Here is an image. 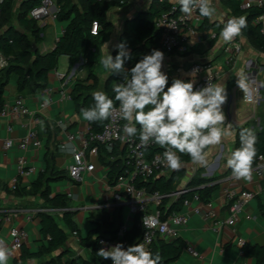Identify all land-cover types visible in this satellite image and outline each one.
I'll return each instance as SVG.
<instances>
[{
  "label": "crops",
  "instance_id": "1",
  "mask_svg": "<svg viewBox=\"0 0 264 264\" xmlns=\"http://www.w3.org/2000/svg\"><path fill=\"white\" fill-rule=\"evenodd\" d=\"M23 1L14 0L13 11H18ZM53 1L55 6L52 11H55L57 3ZM153 1L127 0L124 6H111L107 10V18L114 25V30L104 34L100 44L93 49V71L98 78L99 90L103 91L104 82L109 75L108 70L100 66L105 45L107 44L110 54L114 57L117 51L115 45L120 42L119 37L125 21L140 12L147 11ZM71 2L77 4L78 0H71ZM213 3L217 13L208 18V22L219 23L220 28L217 34L212 28L199 29L203 21L201 17L195 24V35L190 37L184 49L164 53L162 71L167 74L170 85L173 78L185 81L192 79V76L185 74L183 70L193 63L212 62L220 68V74L215 83L223 82L226 85L227 102L223 105V112L226 117L225 127L230 123L232 134L224 136L219 145L209 146L205 150L207 156L205 166L193 162L183 163L182 168L185 174L180 181H177L179 186H176V189L188 185L194 175L206 180L221 177L214 182L190 186L194 190L204 184L218 183V187L207 203L192 201L189 207L181 206L179 209L188 217L186 225L180 231L183 247L180 256L168 264H256L254 257L244 255L242 246L238 245L237 241L241 238L244 243L264 246V167L261 169V175L252 168L250 180H238L233 176L232 171L224 175L230 169L226 165V160L234 150L235 128L247 125L254 130H259L264 124V53L254 47L242 33L232 42L225 43L220 33L226 20L234 15L224 4V0H213ZM257 22H260L258 18L253 21V23ZM38 25L44 26L40 33L43 39L37 45L39 52L44 53L53 49L67 22L47 17L38 20ZM262 30L264 32V24H262ZM214 36L215 39L212 41ZM230 44H238L240 51L233 62L226 63L224 49ZM84 63V57L81 55L76 59L61 55L57 68L48 74L45 89L18 93L15 76L10 77L5 87L4 103L12 104L16 97L21 96L24 105L31 112V115L22 117H14L12 114L0 116V239L5 240L11 248L9 230L12 227L23 228L27 233L20 249L11 248L13 255L9 258L8 264H40L47 260L51 262L52 258L55 260L50 264H83L84 262L103 264V259L96 253L97 250L92 248L96 236H92L90 244L87 242V235L101 224V212L105 211L110 219L120 214L121 222L127 223L129 227L132 226L134 216L129 208L118 206L111 200L106 202V194L111 186L107 181L108 167L99 160V157H96L93 159L94 170L86 173L82 182H73L69 177L53 179L49 182L51 194L61 192L69 197L68 208L74 212L73 221L77 232L69 231L61 221V212L56 211L59 215V219L56 218V220L67 233L66 244L61 249L42 257L30 258L24 255V252L37 253L43 244L39 217L36 213L31 214L34 210L46 209L41 208L42 200L39 196L29 192L32 182L40 173H45L46 177L52 172L64 171L67 174L72 147L79 142L88 128V122L83 119L82 113L76 111L70 98L74 84L78 80L85 79L87 75ZM241 70L248 77L255 71V77L261 84V100L257 105L247 104L236 83H231L236 80V74ZM31 127L36 129L41 140L39 147L28 146L25 150H21L14 145L6 150L3 149L5 140L21 139ZM68 133L75 134L74 141L69 142L66 139ZM61 144H64L66 148H60ZM19 156H23L28 165L34 166V173L28 176L17 175L16 165ZM114 158L115 156H112L110 160ZM171 170L163 174L167 176ZM13 178H17L18 187L26 190L21 196H15L5 189ZM224 187L236 192L252 191L254 197L244 204L234 225H226L219 231H214V223L226 219L230 214L228 201L225 200L222 192ZM196 206H200V213L193 211ZM28 215H31V218H28ZM6 216L9 217L8 220L5 219ZM158 239L164 240L163 238L156 240ZM187 247H191L196 255L189 253Z\"/></svg>",
  "mask_w": 264,
  "mask_h": 264
},
{
  "label": "trees",
  "instance_id": "2",
  "mask_svg": "<svg viewBox=\"0 0 264 264\" xmlns=\"http://www.w3.org/2000/svg\"><path fill=\"white\" fill-rule=\"evenodd\" d=\"M14 0H2L0 3V53L7 59V66L0 70V107L4 104L5 87L8 85L11 76L16 78V90L18 93L35 92L45 89L48 83V74L57 68L58 60L61 55H67L71 59L83 56L87 68L85 79L78 80L70 93V98L74 103V107L78 113L82 108L93 105V93L99 90L98 78L93 71L94 52L100 42L101 37L114 30V25L107 18L106 12L111 6H117L118 2H104L97 0H78V3H72L71 0H55L56 19L61 22H67L62 35L55 42L53 49L41 53L38 44L42 41L41 31L44 26L38 25V20L28 17L30 9L37 5L40 0H24L20 8L16 11L15 18L17 24L11 23L14 11ZM224 4L228 7L234 16L246 17L247 26L242 30L250 43L264 53V32L260 22L253 23L263 12V8L251 6L243 9L239 0H224ZM118 6H124L119 5ZM170 3L166 0L159 2L154 0L149 9L140 12L137 15L127 19L124 23L122 32L120 33V42L125 41L130 53V58L125 61V69L133 67L144 54H150L152 49L160 48L161 31L154 24V19L160 13L168 11ZM180 10V7L178 8ZM203 21L199 29H214L219 31L218 22H208V18L202 17ZM98 24L97 32L91 33L92 22ZM216 36V35H215ZM213 37L212 41L215 39ZM36 49H33V46ZM117 51L114 53V57ZM124 83V74L111 73L107 76L103 91L114 99L115 93L113 88L115 85ZM236 83V80L231 82ZM115 102V101H114ZM119 103L115 102V106ZM107 120L88 122L90 132H99ZM139 130V125H137ZM241 128H250L247 125L235 128L234 150L240 146L239 131ZM252 129V128H251ZM258 137L256 144L257 153L253 160L252 167L257 163L258 156L264 157V124L261 129L255 130ZM233 150V151H234ZM159 145L153 144L146 150L147 156L150 157L154 153H163ZM183 163L192 162L191 157L187 154H180ZM112 156L114 159L110 160ZM99 160L104 162L108 167L107 181L108 185H113L117 177L123 174L130 166L126 162L125 149L119 146L107 150L104 146L99 148ZM229 169L224 175L230 173ZM185 174V170L181 167L179 170H171L166 176L164 174L153 175L147 178H136L134 183L138 188H144L148 192L157 191L160 194H171L176 191V183L180 177ZM68 177L64 171L52 172L49 176L40 173L35 179L29 192L37 195L42 200L41 208L46 210L38 211L36 215L39 217L40 234L42 236V246L37 253L31 254L24 252L27 257H42L46 254L61 249L67 241V233L59 225L54 216L56 211H60L61 221L64 226L71 232H77V227L73 221L74 212L68 208L69 197L65 193L51 194L49 182L51 180ZM221 176L212 177L208 180L194 175L184 188L186 192L180 194L175 200L171 197H165L160 206L163 214H169L178 211L181 208L182 201L192 196L193 190L190 186H199L201 183L214 182ZM218 187V183L204 184L197 187L195 191L198 193L200 200L208 202L211 194ZM6 191L15 196H21L26 190L16 187L14 190ZM261 210L263 207L260 205ZM101 224L87 235V242L90 244L92 236H96L93 240V250H98L97 242L100 237H114L117 227L122 223L121 215L110 219L105 211L101 212ZM141 235L140 216L135 215L132 226L126 232V238L132 243L136 242ZM183 243L180 237L170 241L158 239L153 241L150 251L159 252L163 264H168L176 260L182 252ZM244 255L254 257L256 264H264V246L250 245L244 243L242 245ZM55 258H52L54 261ZM51 261V262H52ZM50 261H43L40 264H50ZM83 264H90L84 262ZM104 264V262H103Z\"/></svg>",
  "mask_w": 264,
  "mask_h": 264
},
{
  "label": "clouds",
  "instance_id": "3",
  "mask_svg": "<svg viewBox=\"0 0 264 264\" xmlns=\"http://www.w3.org/2000/svg\"><path fill=\"white\" fill-rule=\"evenodd\" d=\"M180 11L186 16L198 12L201 17L211 18L217 9L213 0H176ZM247 26L246 17L233 16L223 24L220 35L225 43L232 42ZM117 54L113 57L107 44L100 64L109 74H124V83L114 86V99L104 91L93 93V105L82 108L84 120L104 121L116 111L119 103V118L125 121L122 126L123 139L137 135L139 146L145 150L151 144L159 145L163 159L155 158L172 170L183 166L180 154H187L193 163L207 164L205 150L219 145L226 135H231V124L225 127L223 105L227 102L226 85L223 82H208L194 89L195 70L192 79L185 81L173 78L168 84V76L162 71L164 53L152 49L144 54L133 67L125 69V61L130 53L125 41L115 45ZM236 85L244 93L249 91V77L241 70L236 74ZM115 101V102H114ZM137 125H139V132ZM240 146L231 152L226 165L236 179L250 180L252 163L257 153L258 137L254 129L241 128ZM103 243V241H101ZM97 255L111 259L112 264H163L159 252L153 253L144 244L124 247L122 243L97 250ZM13 255L5 240L0 239V264H8Z\"/></svg>",
  "mask_w": 264,
  "mask_h": 264
},
{
  "label": "built area",
  "instance_id": "4",
  "mask_svg": "<svg viewBox=\"0 0 264 264\" xmlns=\"http://www.w3.org/2000/svg\"><path fill=\"white\" fill-rule=\"evenodd\" d=\"M2 0H0L1 2ZM104 2L116 1L119 5H125L127 0H97ZM170 3L168 11L160 13L154 19L155 26L161 31L160 48L163 53H171L176 50L184 49V45L189 43L190 37L195 35V24L200 20L201 16L195 12L191 16H186L178 8L180 5L176 0L167 1ZM240 6L247 9L251 6H258L263 8L262 14L258 17L261 24H264V0H239ZM117 4V6H118ZM53 0H40V2L33 6L28 12V17L41 20L47 17L56 18V9H54ZM98 24L96 21L92 22L91 33L97 32ZM226 58L225 62L230 63L235 60L236 55L240 51L238 44H230L225 47ZM7 66V59L0 53V70ZM195 70L196 81L194 89H199L206 85L208 79L215 83L219 74L218 68L212 62H196L189 65L183 72L189 76ZM249 91L242 92L243 100L250 105H257L261 100V84L256 78L249 77ZM119 105L116 106V111L113 116L107 119L99 132H90L89 126L86 133L79 139V142L72 147L71 161L67 166V174L71 181L79 183L83 181V176L90 173L95 168L94 158L98 157L99 148L104 146L107 150H111L115 146L123 147L125 149V158L127 164L130 166L123 174L119 175L113 185L109 187V192L106 194V202L111 200L118 206H126L129 208L133 216L139 215L141 222V235L136 242H130L126 238V232L129 230V225L122 222L116 229L114 237H100L97 242L98 249L101 247H111L117 243H122L124 247L132 244H144L150 250L153 241L157 238H163L165 241H170L180 237L181 229L188 221L187 214L178 210L169 214H163L160 209L162 201L165 197L175 198L180 194L186 192L188 189L179 188L171 194H160L157 191L148 192L144 188L136 187L134 180L136 178H147L153 175L163 174L170 168L163 163H156L155 158L163 159V153H154L148 157L146 150L139 146L138 133L135 136L127 137L122 132V126L125 123L119 118ZM12 114L14 117H22L31 115L29 109L24 105L23 98L18 96L14 99L12 104L4 103L0 107V116ZM10 129V128H9ZM139 132V130H138ZM66 139L71 142L75 139V134L68 133ZM16 146L21 150H25L28 146L39 147L41 140L38 137L37 131L34 127L29 128L27 133L19 140L7 139L3 142V149H8ZM153 145V144H151ZM150 145V146H151ZM60 148L65 149L64 144ZM264 167V157L258 156L257 163L252 167L261 175V169ZM17 175L28 176L34 173V166L27 164L23 156L17 159ZM18 186L17 178H13L8 185L9 190H14ZM225 200L229 205V216L214 223V231H219L223 226L234 225L239 218L244 204L254 197L252 191L239 190L234 191L226 187L222 189ZM192 201L201 202L198 193L193 190L190 198H185L182 201V207H189ZM207 203V202H205ZM108 204V203H107ZM39 210L32 211V214ZM195 213H200V206L193 208ZM28 215V218H31ZM5 219H9L8 216ZM26 231L23 228L12 227L9 230L11 248L18 250L21 248L25 238ZM103 241V243H101ZM238 245L242 246L244 241L239 238ZM189 253L196 255V252L191 248H186ZM103 259L104 264H112L111 259Z\"/></svg>",
  "mask_w": 264,
  "mask_h": 264
},
{
  "label": "rangeland",
  "instance_id": "5",
  "mask_svg": "<svg viewBox=\"0 0 264 264\" xmlns=\"http://www.w3.org/2000/svg\"><path fill=\"white\" fill-rule=\"evenodd\" d=\"M15 14H16V11H14V14H13V17H12V20H11V23H14V24H16L17 22H16V18H15ZM63 60V59H62ZM136 63V62H135ZM134 63V64H135ZM62 66H63V63H62ZM100 66H102V64L100 65ZM134 66V65H133ZM74 134V133H73ZM83 177H85V175L83 176ZM182 179V177H180L179 179H178V181H180ZM176 186H179V182L176 184ZM126 207V206H125ZM57 219H59V215L58 214H55L54 215Z\"/></svg>",
  "mask_w": 264,
  "mask_h": 264
},
{
  "label": "water",
  "instance_id": "6",
  "mask_svg": "<svg viewBox=\"0 0 264 264\" xmlns=\"http://www.w3.org/2000/svg\"><path fill=\"white\" fill-rule=\"evenodd\" d=\"M33 49L35 50L36 49V46L34 45L33 46ZM250 78H256L255 77V71L254 72H251V74L249 75ZM195 190V189H194Z\"/></svg>",
  "mask_w": 264,
  "mask_h": 264
}]
</instances>
